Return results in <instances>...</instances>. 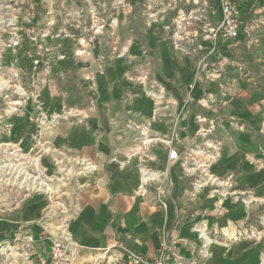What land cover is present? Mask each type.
<instances>
[{"label":"crops","instance_id":"obj_1","mask_svg":"<svg viewBox=\"0 0 264 264\" xmlns=\"http://www.w3.org/2000/svg\"><path fill=\"white\" fill-rule=\"evenodd\" d=\"M242 7L244 24L251 31L242 28L239 37L229 42L205 39L203 54L178 51L155 27L150 28L158 31L154 43L100 44L93 49L94 56L80 61L78 83L93 98V105L81 111L79 122L66 118L55 135L69 157L97 166L84 177L80 214L73 225L84 258L103 257V251L123 246L150 263L167 241L191 256L199 244L196 226L219 230L228 221H258L261 211L250 213L238 197L228 198L217 210L218 198L211 188L194 192L192 181L169 160L162 143L153 144L150 153L154 166L170 171L173 186L167 208L158 201L155 188L145 195L138 192L141 177L136 158L122 165L137 141L136 126L150 123L152 136L177 133L180 139L174 146L183 150L184 142L195 137L198 117L204 116L216 120L215 137L223 142L213 172L223 179L233 176L235 190L251 191L264 200V34L258 36L255 28L264 23V16L256 21L253 16L261 15L262 8L253 14ZM213 18L221 19L220 9ZM119 51L137 55L119 58ZM202 55L207 56L208 67L202 65ZM223 76L230 79L227 91L220 89ZM149 83H161L170 95L157 121L151 119L154 100L144 91ZM136 86L142 95L134 90ZM206 208L211 212L203 216ZM259 246L256 240L214 244L208 259L196 264H252Z\"/></svg>","mask_w":264,"mask_h":264},{"label":"rangeland","instance_id":"obj_2","mask_svg":"<svg viewBox=\"0 0 264 264\" xmlns=\"http://www.w3.org/2000/svg\"><path fill=\"white\" fill-rule=\"evenodd\" d=\"M233 1L249 10L262 8L261 15L253 16L256 21L264 16V0ZM208 2L214 17L220 9L222 18L219 0ZM158 9L160 16L170 15L172 26L177 11H188L191 4L184 1L170 9L164 3ZM145 11L146 0H0V166L5 165L0 168V264H60L52 251L58 242L77 251L75 264H98L102 256L84 258L73 231L84 177L95 171L82 169L87 160L69 157L55 134L64 120L79 122L81 111L93 105L78 83L81 60L94 56L100 44L156 41L158 31L150 28L161 22L156 17L149 26ZM164 25L158 29L161 37L168 34ZM255 28L257 35L264 34V23ZM127 53L117 52L119 58ZM133 53L137 55H128ZM137 142L122 165L134 158L139 165ZM11 164L26 167L24 175ZM42 171L54 189H38ZM257 228L262 238L243 240L260 241L252 264H264V220ZM196 238L202 263L214 244L238 242L220 240L204 249V240ZM111 252L103 251V257L108 259Z\"/></svg>","mask_w":264,"mask_h":264},{"label":"built area","instance_id":"obj_3","mask_svg":"<svg viewBox=\"0 0 264 264\" xmlns=\"http://www.w3.org/2000/svg\"><path fill=\"white\" fill-rule=\"evenodd\" d=\"M187 2L191 4V9L188 11L178 10L173 18L172 26L168 25L170 15L163 13L160 16L161 4L167 3L170 9H175L180 2ZM222 18L215 21L213 18L214 9L208 0H146V22L149 26L154 23L158 18L161 22L157 29L165 25L163 28L168 31L166 39L178 51L187 55L203 54L205 47L202 41L209 39L210 41L229 42L239 37L242 28L248 32L251 31L249 25L244 24L243 16L245 8L241 3H234L233 0H219ZM166 8V7H165ZM167 9V8H166ZM261 8H251V13L256 14ZM166 11V10H165ZM157 17V18H156ZM215 49V47H214ZM202 65L209 66L207 56L202 55ZM212 69V68H211ZM221 75V73L219 74ZM224 82L227 84L225 85ZM230 79L221 77L220 89L222 91L228 90ZM193 81L190 83L189 88L193 87ZM146 94L154 100V113L152 121H157L161 116L163 108L168 104L165 103L166 97L170 95L165 86L161 83H149L144 85ZM158 94V95H157ZM198 129L195 137L192 140L184 142L183 150H179L174 146V141L179 140L180 137L174 133L172 137H159L149 134L150 123L146 125L136 126V139L139 144L137 154H139V172H140V185L138 192L142 195L148 194L152 188L156 189L158 201L164 207H168V199L171 196V188L173 181L171 180L170 171L153 166L151 161L154 159L150 153V147L153 144L162 143L166 145L169 150V160L177 164L181 170V175L189 178L192 181L194 192L208 187L212 189L218 198L217 210L222 209L223 203L230 197L235 196L240 198L246 209L250 213L258 210L261 211L260 217L256 223L250 221H228L227 225L218 230H210L206 224L196 226V232L199 239L204 240L206 249L212 246L214 242L240 241L246 237L259 239L262 238V229L257 226L262 225L264 220V200H260L254 196L251 191H237L234 189L233 176L225 179L219 177L212 170L213 166L218 162L221 157L223 142L215 137L216 120L208 119L204 116L198 117ZM134 153V152H133ZM125 161L124 163H127ZM82 169L85 171L93 172L96 165L87 160L82 163ZM211 212L210 208L203 210L202 215L208 216ZM113 249L117 251L111 252L108 259L101 257L97 259L98 264H196L200 259V255L196 248L191 252L190 258L178 250L175 243L164 242L161 246L160 256L153 262H146L140 254L129 250L125 247L114 246ZM52 251L60 264H75L77 262V251L75 249L67 248L66 244L56 243ZM205 251L201 252L203 254ZM207 252V251H206ZM209 252V249H208ZM108 254L109 251L105 250Z\"/></svg>","mask_w":264,"mask_h":264},{"label":"bare ground","instance_id":"obj_4","mask_svg":"<svg viewBox=\"0 0 264 264\" xmlns=\"http://www.w3.org/2000/svg\"><path fill=\"white\" fill-rule=\"evenodd\" d=\"M38 163V162H37ZM11 165H14L16 168L18 167V165L16 164H11ZM5 167V165H2V166H0V168L1 167ZM3 167V168H4ZM10 168V167H9ZM25 168L26 167H24V166H21V167H18V171L20 172V174H23L24 175V172H26V170H25ZM42 174H41V176H40V180H41V182H40V186L39 187H41V188H44V189H41V188H39L38 187V189H40V190H52V189H54L53 187H51L50 186V184H49V182H48V178H47V176L43 173V171L41 172ZM38 177H36V179H37ZM39 179V178H38Z\"/></svg>","mask_w":264,"mask_h":264}]
</instances>
